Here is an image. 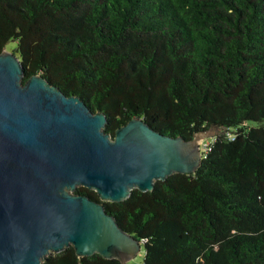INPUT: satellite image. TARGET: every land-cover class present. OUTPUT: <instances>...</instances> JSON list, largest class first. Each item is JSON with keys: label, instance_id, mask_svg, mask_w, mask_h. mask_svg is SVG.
<instances>
[{"label": "trees", "instance_id": "obj_1", "mask_svg": "<svg viewBox=\"0 0 264 264\" xmlns=\"http://www.w3.org/2000/svg\"><path fill=\"white\" fill-rule=\"evenodd\" d=\"M108 118L219 133L193 175L104 203L144 264H264V0H0V54ZM217 139V140H216ZM216 140V141H214ZM76 193L99 201L85 188ZM45 264H121L73 248Z\"/></svg>", "mask_w": 264, "mask_h": 264}, {"label": "water", "instance_id": "obj_2", "mask_svg": "<svg viewBox=\"0 0 264 264\" xmlns=\"http://www.w3.org/2000/svg\"><path fill=\"white\" fill-rule=\"evenodd\" d=\"M22 61L0 54V264H45L73 248L124 264L141 249L104 203H121L135 190L193 175L199 142L169 137L134 118L105 132L106 114L92 111L41 75L26 82ZM93 191L99 201L76 193ZM145 244V242H144Z\"/></svg>", "mask_w": 264, "mask_h": 264}, {"label": "rangeland", "instance_id": "obj_3", "mask_svg": "<svg viewBox=\"0 0 264 264\" xmlns=\"http://www.w3.org/2000/svg\"><path fill=\"white\" fill-rule=\"evenodd\" d=\"M15 46H17V43L12 42V43H10V44L7 46V48L4 49V50H6V51L9 52V53L14 54L13 51H12V49H13ZM4 50H3V51H4ZM262 125H264V122H250V123H249V126H250V127H260V126H262ZM208 132H209V131H208ZM214 132H218V133H219L218 130H214ZM204 133H207V132H204ZM218 133H217V134H218ZM217 134L206 136L205 138H203V139L199 142V144H200L203 140H211V139H212L215 135H217ZM79 188H82V187H78V189H79ZM50 257H51V256H50ZM145 257H146V246H145L144 242L142 241L140 251H138V253H137L133 258L129 259V260L126 261L124 264H144V262H145Z\"/></svg>", "mask_w": 264, "mask_h": 264}, {"label": "built area", "instance_id": "obj_4", "mask_svg": "<svg viewBox=\"0 0 264 264\" xmlns=\"http://www.w3.org/2000/svg\"><path fill=\"white\" fill-rule=\"evenodd\" d=\"M216 140H214V141H216ZM212 143H213V141L206 143L205 140H203L200 143V149H201L202 159L203 158H207L208 153H210L212 151ZM144 242H145V240H144Z\"/></svg>", "mask_w": 264, "mask_h": 264}]
</instances>
